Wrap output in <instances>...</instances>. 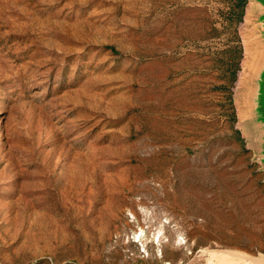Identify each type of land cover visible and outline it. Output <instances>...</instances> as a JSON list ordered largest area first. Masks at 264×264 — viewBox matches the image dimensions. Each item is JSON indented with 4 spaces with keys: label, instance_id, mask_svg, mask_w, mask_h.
I'll list each match as a JSON object with an SVG mask.
<instances>
[{
    "label": "rangeland",
    "instance_id": "374dc122",
    "mask_svg": "<svg viewBox=\"0 0 264 264\" xmlns=\"http://www.w3.org/2000/svg\"><path fill=\"white\" fill-rule=\"evenodd\" d=\"M237 3L0 0V264H264V8Z\"/></svg>",
    "mask_w": 264,
    "mask_h": 264
},
{
    "label": "trees",
    "instance_id": "16d2710c",
    "mask_svg": "<svg viewBox=\"0 0 264 264\" xmlns=\"http://www.w3.org/2000/svg\"><path fill=\"white\" fill-rule=\"evenodd\" d=\"M247 4V0H238L236 4V8L232 11V19L235 18L237 22H241L244 17L245 7ZM237 9V10H236ZM236 10V11H235ZM237 44L236 46L230 47V49L226 50V53H229L225 65L226 68L224 70L225 74L227 73V85H232L237 79V73L240 70V62L243 58V47L242 44ZM226 76V75H225ZM226 87V85L224 86ZM230 99L232 101V95L230 94Z\"/></svg>",
    "mask_w": 264,
    "mask_h": 264
},
{
    "label": "water",
    "instance_id": "95a60500",
    "mask_svg": "<svg viewBox=\"0 0 264 264\" xmlns=\"http://www.w3.org/2000/svg\"><path fill=\"white\" fill-rule=\"evenodd\" d=\"M253 1L260 4L264 8L263 0H253ZM256 73H260L257 77L258 79L256 78L258 81V85H257L258 90L256 93H258V95L251 98L250 110H251V115H255L254 109L256 106V110L260 115V120L261 122L264 123V54L261 63L258 65L256 69Z\"/></svg>",
    "mask_w": 264,
    "mask_h": 264
}]
</instances>
